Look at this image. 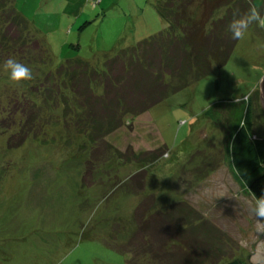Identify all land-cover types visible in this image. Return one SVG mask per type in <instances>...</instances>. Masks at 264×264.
<instances>
[{
	"label": "rangeland",
	"instance_id": "rangeland-1",
	"mask_svg": "<svg viewBox=\"0 0 264 264\" xmlns=\"http://www.w3.org/2000/svg\"><path fill=\"white\" fill-rule=\"evenodd\" d=\"M11 2L30 33L46 46L52 70L69 57L99 68L105 56L164 27L154 0ZM69 44L79 45V51ZM36 58L0 51V264H185L187 255L197 250L190 244L197 243L215 246L210 256H223L219 248L225 256L264 263V212L231 171L226 129L204 118L211 105L258 90L264 75V7L259 15L254 11L224 66L108 134L110 147L93 159L91 184L84 187L81 177L85 160L93 158L92 147L75 134L73 114L66 116L69 125L60 123L64 110L55 98L39 101L49 68ZM56 85L57 91H65L59 79ZM22 92V102L13 98ZM35 99L42 105L41 118L34 114L29 124L39 133L9 148L8 137L19 135L28 103ZM53 120L56 124H50ZM254 130L264 135V120ZM160 146L166 153L147 169L144 191L128 192L120 185L111 193L136 169L128 160L118 162V156ZM151 192L158 200L155 208L169 210L171 203L184 201L195 213L187 220L180 214L177 222L178 217L161 218L155 226L156 218L145 210L144 222L151 220L142 228L135 209L142 201L148 204ZM207 224L223 233L219 242L205 235ZM140 230L132 243L140 253L135 255L138 261L128 263L131 255L116 245Z\"/></svg>",
	"mask_w": 264,
	"mask_h": 264
},
{
	"label": "trees",
	"instance_id": "trees-1",
	"mask_svg": "<svg viewBox=\"0 0 264 264\" xmlns=\"http://www.w3.org/2000/svg\"><path fill=\"white\" fill-rule=\"evenodd\" d=\"M153 7L164 23V27L157 34L140 38L133 45L105 56L103 66L99 68L80 57H69L64 58L61 64L52 70L48 66L51 58L46 46L30 33L27 22L15 10L11 0H0V51L4 50L8 54H17L26 59L42 58L41 62H35L49 69L43 77L39 101L48 103L49 97L55 98L56 104L53 99L52 102L58 106L62 105L64 110L60 123L69 125L66 116L73 114L76 119L75 134L83 137L92 147L90 156L93 158L85 160L86 167L81 177L82 187L91 184L87 183L91 181L88 173L93 170V159H97L98 154H103L102 151L110 147L105 137L171 94L224 66L243 30L249 25L254 11L258 15L261 13L264 0H154ZM69 47L76 51L80 49L79 45L69 44ZM58 79L63 83L65 91H57ZM66 91H69V94L65 93ZM25 96L26 93L22 92L13 98L22 102ZM73 101H76L75 106ZM28 108L30 109L25 110L27 121L25 125L20 123L17 131L19 135L11 134L7 139L9 148H16L30 136L39 133L36 126L32 127L29 122L30 119L33 120L34 114L41 118L38 112L42 105L37 99L30 100ZM204 118L226 129L231 171L244 192L251 195L264 212V135L256 134L254 130L256 123L264 120L258 90L237 101L211 105L205 111ZM55 121H50V124H56ZM164 149V146H160L152 151L133 154L128 151L129 155L125 154L124 158L118 156V162L128 160L136 169L118 183L111 193L115 194L114 191L120 185L126 186L128 192L144 191L147 185V169L166 153L162 152ZM192 154L189 158H192ZM147 198L148 204L142 201L135 209L142 228L153 218H156L157 226L163 220L161 218L170 216L176 220L178 217L177 222L181 215V218L187 220L190 213H195L184 201L171 203V208L164 210L161 207L155 208L158 200L153 192L148 193ZM145 210L149 211L148 216L151 217L147 224L144 222L147 218L143 213ZM191 227L195 226L190 225ZM205 228L207 237L210 235L216 242L220 241L219 237L223 233L209 224L205 225ZM140 232L141 230L133 231L127 238L128 241L123 244L124 247L116 245L118 250L131 255L128 263L132 260L138 261L135 255L137 256L139 251L134 249L132 243L137 242ZM195 245L190 244L191 249L197 250L192 251V255H187L189 259L185 264H201L204 260L209 264H219L222 259L227 260L220 264H259L238 256H225L219 248L218 253L223 256H210L209 253L212 254L214 248L216 251L215 246L204 244L201 247L198 243ZM199 246L200 249L195 248ZM206 246L209 247L203 250Z\"/></svg>",
	"mask_w": 264,
	"mask_h": 264
},
{
	"label": "water",
	"instance_id": "water-1",
	"mask_svg": "<svg viewBox=\"0 0 264 264\" xmlns=\"http://www.w3.org/2000/svg\"><path fill=\"white\" fill-rule=\"evenodd\" d=\"M258 92H259V103L264 111V75L261 77L258 84Z\"/></svg>",
	"mask_w": 264,
	"mask_h": 264
}]
</instances>
